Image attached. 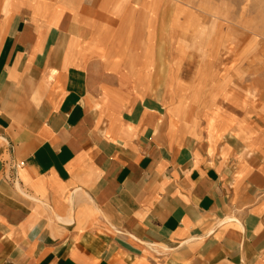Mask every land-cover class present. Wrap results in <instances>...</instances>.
<instances>
[{
  "label": "crops",
  "instance_id": "crops-1",
  "mask_svg": "<svg viewBox=\"0 0 264 264\" xmlns=\"http://www.w3.org/2000/svg\"><path fill=\"white\" fill-rule=\"evenodd\" d=\"M135 1L0 0V264H264V139L141 102Z\"/></svg>",
  "mask_w": 264,
  "mask_h": 264
},
{
  "label": "rangeland",
  "instance_id": "rangeland-1",
  "mask_svg": "<svg viewBox=\"0 0 264 264\" xmlns=\"http://www.w3.org/2000/svg\"><path fill=\"white\" fill-rule=\"evenodd\" d=\"M148 1L143 30L141 5L125 26L130 44L144 41L141 102L207 141L227 130L263 140L264 0Z\"/></svg>",
  "mask_w": 264,
  "mask_h": 264
}]
</instances>
